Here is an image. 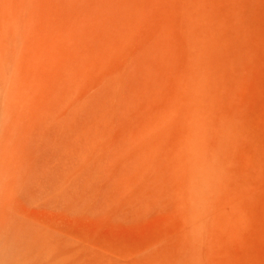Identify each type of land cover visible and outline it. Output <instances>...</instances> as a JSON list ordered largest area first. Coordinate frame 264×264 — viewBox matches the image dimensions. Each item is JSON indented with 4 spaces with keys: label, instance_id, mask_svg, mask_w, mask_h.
Segmentation results:
<instances>
[{
    "label": "bare ground",
    "instance_id": "obj_1",
    "mask_svg": "<svg viewBox=\"0 0 264 264\" xmlns=\"http://www.w3.org/2000/svg\"><path fill=\"white\" fill-rule=\"evenodd\" d=\"M215 5L213 0H0V107L15 109V121L27 122L33 128L31 125L41 119L45 123L54 113L63 121L70 111L94 109L104 85L116 89L128 75L138 71H142L145 81L142 89L149 91V95L153 92L151 98L148 96L149 103H144L147 109L141 104L142 113L145 112L137 114L134 120L137 130H129V126L125 127L127 131L122 128L120 143L118 127L109 133L93 132L87 151L79 153V168L88 165L92 157L96 161L103 151L117 157L119 167L106 160L105 169L102 168L109 169L107 174L110 171L117 174L113 188L118 196L127 200L134 196L145 197L146 192L141 195L145 190L160 197L166 188L174 193L179 210L177 231L155 243L154 255L133 264H205L206 252L200 244L209 236L212 226L220 234H239L241 229L251 231L252 217L245 211L247 197H244L247 192L255 204L260 194L255 193L258 196L253 197L252 175L255 179L258 176L260 181L257 182L263 188L262 191L255 186L262 191L260 208L264 214V139L253 145L257 152L251 155L252 152H247L249 156L245 158L256 162V168L258 165L256 176L251 175L253 168L241 170L234 165L230 158L231 155L233 158L232 151L218 148L223 144L238 149L236 138L241 136L251 142V137L244 124L238 127L240 120L234 111L219 107L218 93L230 88V84L229 75H223L217 68L219 61L217 65L214 62L217 37L230 49L236 42L244 41L232 28L234 21L243 24L244 20L240 16L215 18ZM219 27L232 30V38L222 36ZM246 30L252 38L258 39L253 27ZM257 50L253 48L250 52L254 54ZM235 57L237 59V55ZM235 59H229L231 64L236 63ZM97 92L99 94H95ZM261 116L264 117V111ZM10 117L7 118L11 121ZM19 122L15 127L20 126ZM258 130L264 133L261 126ZM240 150L239 154L243 152ZM108 157L107 154L109 160ZM230 174L237 177L240 184L234 182ZM88 180L80 183L86 187ZM215 194H219L222 202L215 199ZM223 215L227 216V225ZM219 255L224 256V253ZM95 261L90 262L97 264ZM211 263L224 264L219 260Z\"/></svg>",
    "mask_w": 264,
    "mask_h": 264
},
{
    "label": "rangeland",
    "instance_id": "obj_2",
    "mask_svg": "<svg viewBox=\"0 0 264 264\" xmlns=\"http://www.w3.org/2000/svg\"><path fill=\"white\" fill-rule=\"evenodd\" d=\"M253 1L255 6L252 5L251 0H231V2H228V0H213L214 5H217H215L213 12L215 18L218 19L221 15L227 19L240 16L244 20L243 24L236 21L233 22L234 25L232 24V28H235L244 41L236 42L231 50L223 40L217 37V58L215 57L216 61L214 58V62L217 65L219 61L218 70L221 69L220 72H223V75H229L230 88H224L223 91L218 93L219 107H222L225 111H234L240 120L238 127L240 128L244 124L251 137L250 142L236 135L239 137L235 139L237 140L235 145L239 144L240 153L242 150L246 153L239 154L235 145L237 151L225 147L223 144H219L218 148L224 147V150L233 152V158L232 155L231 157L226 156L230 157L232 161L234 160L233 163L237 168L241 170L253 168L254 170L252 169L251 172L254 173H251V175H255L259 167L258 165L257 168L255 167L256 162L246 160L249 156L247 152H252L250 155L257 152L253 145L264 139V133L258 130L259 126L264 129V117L261 116L264 111V0ZM247 27H253L258 39L249 35V30H246ZM219 28L222 30V36L225 35L230 39V31L232 30L227 31L223 30L222 27ZM247 39L249 41L251 39V42ZM253 48L258 50L251 54L250 50ZM234 54L237 55V59H235ZM229 59L233 61L235 59L236 63H232V65ZM138 72H135V75H128L122 85L116 87V89L104 85L99 91L103 92L100 94L99 92L95 93L99 94L97 95L98 104L96 108H86L79 111V113L70 111L67 116L65 115L63 121L57 118L58 113H54L51 114V116L55 115L52 123L50 121L52 117L50 116V119H45V123L41 119L39 121L41 123H34L36 125H31L33 128H30L27 122L28 127L24 122L20 124L17 119L15 121L14 114L17 113L15 109L5 108L4 105H1L0 264H88L92 260L98 261L100 259L99 263L96 261L95 263L108 264L111 260L109 264H133L135 261L147 259L150 255H154L156 253L154 251L155 243L175 234L179 227V210L174 193L169 188H163L165 189L163 193H165L161 197L148 190L141 193L142 195L146 192L148 195L144 194L145 197L135 198L134 196V198L127 200V197L118 196L113 188L114 182L117 181V174L115 175L112 171L107 174L109 169L104 170L103 165L107 160L106 163L110 161V164L113 163L119 167L117 163L119 161L117 157L114 158L105 151L98 155L96 161L92 157L93 161L89 160L88 165L79 168L81 160L79 153L87 151V142L94 134L93 132L108 131L109 133V130H116L118 127L117 129L120 131L118 133V130H116V132L120 143L123 141L120 140L122 132L128 129H125V127L129 126V130L138 129V125L134 124V120H137V114L142 113L141 109L143 107V109H147L144 103H146L145 101L149 103V97L151 98L153 93L150 91L149 95L147 93L149 91L145 92L142 89L145 81L142 71ZM207 102L211 104L209 100ZM141 104H144V106L142 107ZM68 115L73 118L71 121V118L67 119V117L69 118ZM140 115L138 116L140 117ZM8 116L13 119L10 121L7 118ZM6 119L9 121L5 122ZM48 119L50 122L46 123ZM257 119L262 121L260 122ZM138 121H136L137 124ZM18 122L20 126L15 127ZM67 125L68 128H66ZM21 126L25 128H21ZM18 127H20V130ZM10 129L11 131L16 130L12 133ZM46 129L47 131L44 132ZM27 131L29 132L27 133ZM132 132L134 131L132 130ZM57 133L62 135L58 136ZM16 134L24 135L25 138L23 136L19 138ZM111 156L112 159L110 160ZM95 163L97 166H95ZM252 165L254 167H251ZM94 166L96 169L93 170ZM62 168L63 170H61ZM75 168L77 171H75ZM248 175L249 178L250 174ZM230 176L234 182L240 184L237 177L231 174ZM68 177L70 178L68 179ZM83 178L85 181L89 178L88 183H85L86 187L83 186L84 183H80L81 180L85 182ZM251 178H253L251 182L255 180L254 183L249 180L254 186L253 197L258 196L259 193L261 197L263 188L261 184H258L260 179L258 176L255 179L253 175ZM67 183L68 185H66ZM255 186H259L262 191L258 188L255 189ZM256 190L260 192H255ZM149 193L152 194L149 195ZM255 193L258 194L255 195ZM245 194L244 198L247 197L244 199L247 205L245 211L252 217V222L249 224L251 231L241 229L239 234L235 232L220 234L217 228L212 226L211 233L204 240L206 243L203 241V245L200 244V248H205L203 251L206 252H204L206 257L204 256L203 263L212 264L211 262L214 260H219L224 264H264V214H261L260 208L263 205V199L258 196L256 199L261 201L255 199L257 202L255 201V204H252L251 196H247V192ZM215 195L217 196L215 199L222 202L219 194ZM117 198L119 200H116ZM121 199L122 202H120ZM250 204L254 208L250 207ZM223 220L227 225L226 215H223ZM223 253L224 256L219 255H223ZM102 259H105V261ZM89 264H92V262Z\"/></svg>",
    "mask_w": 264,
    "mask_h": 264
}]
</instances>
